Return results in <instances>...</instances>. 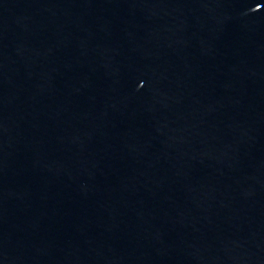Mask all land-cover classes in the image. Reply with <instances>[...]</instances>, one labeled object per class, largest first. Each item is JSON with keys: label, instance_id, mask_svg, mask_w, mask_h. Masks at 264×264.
Masks as SVG:
<instances>
[{"label": "water", "instance_id": "1", "mask_svg": "<svg viewBox=\"0 0 264 264\" xmlns=\"http://www.w3.org/2000/svg\"><path fill=\"white\" fill-rule=\"evenodd\" d=\"M0 264H264V0H0Z\"/></svg>", "mask_w": 264, "mask_h": 264}]
</instances>
